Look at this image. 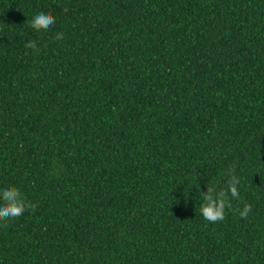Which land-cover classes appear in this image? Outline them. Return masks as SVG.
Returning a JSON list of instances; mask_svg holds the SVG:
<instances>
[{
    "label": "trees",
    "instance_id": "trees-1",
    "mask_svg": "<svg viewBox=\"0 0 264 264\" xmlns=\"http://www.w3.org/2000/svg\"><path fill=\"white\" fill-rule=\"evenodd\" d=\"M0 264H264V0H0Z\"/></svg>",
    "mask_w": 264,
    "mask_h": 264
}]
</instances>
